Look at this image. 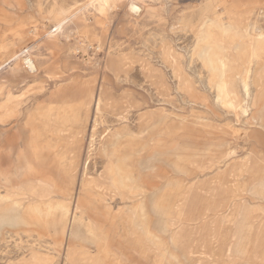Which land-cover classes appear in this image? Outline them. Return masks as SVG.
<instances>
[{
    "label": "rangeland",
    "instance_id": "rangeland-1",
    "mask_svg": "<svg viewBox=\"0 0 264 264\" xmlns=\"http://www.w3.org/2000/svg\"><path fill=\"white\" fill-rule=\"evenodd\" d=\"M81 263L264 264V0H0V264Z\"/></svg>",
    "mask_w": 264,
    "mask_h": 264
},
{
    "label": "bare ground",
    "instance_id": "bare-ground-1",
    "mask_svg": "<svg viewBox=\"0 0 264 264\" xmlns=\"http://www.w3.org/2000/svg\"><path fill=\"white\" fill-rule=\"evenodd\" d=\"M130 8H131V10H133V11H137V10H139V8L136 6V5H134L133 3H130ZM247 17V16H246ZM245 21H246V19H245ZM246 24H247V22H246ZM245 26V25H244ZM233 29V28H232ZM237 31V30H236ZM238 43V42H237ZM224 44V43H223ZM232 44V43H231ZM169 55V54H168ZM25 64H26V68L30 71V72H36L37 71V67H36V64L34 63V61L33 60H31V59H27L26 60V62H25ZM150 71V70H149ZM155 72V71H154ZM260 72V71H259ZM152 73V72H151ZM149 74V73H148ZM262 74V73H261ZM256 75V74H255ZM259 88V87H258ZM247 91V90H246ZM94 96L95 95H92V98H94ZM96 98H97V95H96ZM99 98H104L103 97V94L101 93V95H100V97ZM87 100H91V98H87ZM52 119H54V117L52 118ZM61 128V127H60ZM58 130V129H57ZM58 138V137H57ZM10 144V143H9ZM71 155H72V157H76L77 155H78V152L75 150V149H72L71 150ZM16 158V157H15ZM22 158V157H21ZM70 159V158H69ZM44 184V183H43ZM179 203V202H178ZM51 204V203H50ZM76 261V260H75ZM77 262V261H76ZM75 262V263H76ZM87 262V261H86ZM83 263H84V261H83ZM82 264V263H81Z\"/></svg>",
    "mask_w": 264,
    "mask_h": 264
},
{
    "label": "crops",
    "instance_id": "crops-1",
    "mask_svg": "<svg viewBox=\"0 0 264 264\" xmlns=\"http://www.w3.org/2000/svg\"><path fill=\"white\" fill-rule=\"evenodd\" d=\"M136 98H130L131 102H132V105H134V107H137L136 104H137V100H135ZM126 100V98H125Z\"/></svg>",
    "mask_w": 264,
    "mask_h": 264
}]
</instances>
